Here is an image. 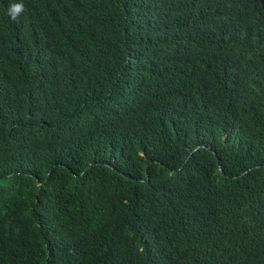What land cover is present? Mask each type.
<instances>
[{
  "label": "trees",
  "instance_id": "16d2710c",
  "mask_svg": "<svg viewBox=\"0 0 264 264\" xmlns=\"http://www.w3.org/2000/svg\"><path fill=\"white\" fill-rule=\"evenodd\" d=\"M0 264H264V0H0Z\"/></svg>",
  "mask_w": 264,
  "mask_h": 264
},
{
  "label": "clouds",
  "instance_id": "9594fccd",
  "mask_svg": "<svg viewBox=\"0 0 264 264\" xmlns=\"http://www.w3.org/2000/svg\"><path fill=\"white\" fill-rule=\"evenodd\" d=\"M23 10L24 6L22 3H13L9 6L8 15L12 20H16Z\"/></svg>",
  "mask_w": 264,
  "mask_h": 264
}]
</instances>
